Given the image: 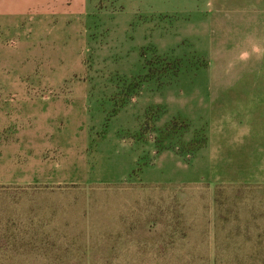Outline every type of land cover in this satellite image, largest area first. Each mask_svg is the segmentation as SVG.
<instances>
[{"label":"rangeland","instance_id":"374dc122","mask_svg":"<svg viewBox=\"0 0 264 264\" xmlns=\"http://www.w3.org/2000/svg\"><path fill=\"white\" fill-rule=\"evenodd\" d=\"M89 3V20H0V95L66 105L43 116L44 184L0 189L15 233L36 221L44 242L0 244V264H264V112L233 116L234 131L186 116L181 14Z\"/></svg>","mask_w":264,"mask_h":264},{"label":"crops","instance_id":"0c3cea01","mask_svg":"<svg viewBox=\"0 0 264 264\" xmlns=\"http://www.w3.org/2000/svg\"><path fill=\"white\" fill-rule=\"evenodd\" d=\"M166 8L167 14H181L183 39L187 42L184 57L189 60L178 78L182 90L190 96L186 116H196L199 122L207 115L212 119L206 127L217 126L221 131V126L229 125L234 131L237 126L228 123H234L233 116L263 114L264 0H166ZM95 14L89 0H18L7 2V8L0 11V20L32 21L31 29H35L40 21L44 28L47 20H89ZM0 96L22 101L0 102V109L23 112L20 118L0 113V189L44 184L47 133L43 116L65 108L57 102L61 94ZM235 135L230 138L231 151L241 140ZM49 148L55 149L54 145ZM26 218L34 220L30 215ZM28 223L19 226L23 232L15 233L13 207L0 205V244L43 243L45 229L36 221ZM17 235L23 239L15 241Z\"/></svg>","mask_w":264,"mask_h":264}]
</instances>
